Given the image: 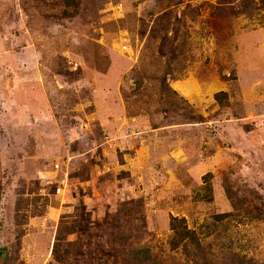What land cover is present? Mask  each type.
<instances>
[{
    "label": "rangeland",
    "instance_id": "1",
    "mask_svg": "<svg viewBox=\"0 0 264 264\" xmlns=\"http://www.w3.org/2000/svg\"><path fill=\"white\" fill-rule=\"evenodd\" d=\"M0 264H264V0H0Z\"/></svg>",
    "mask_w": 264,
    "mask_h": 264
},
{
    "label": "trees",
    "instance_id": "2",
    "mask_svg": "<svg viewBox=\"0 0 264 264\" xmlns=\"http://www.w3.org/2000/svg\"><path fill=\"white\" fill-rule=\"evenodd\" d=\"M171 229L173 230V237L170 241V247L175 250L179 246L187 248L190 246L194 249H200V240L195 236V233L190 231L184 219L172 218Z\"/></svg>",
    "mask_w": 264,
    "mask_h": 264
}]
</instances>
